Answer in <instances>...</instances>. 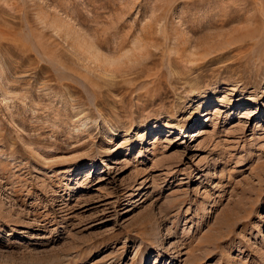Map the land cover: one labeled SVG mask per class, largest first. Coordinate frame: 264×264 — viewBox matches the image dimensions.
I'll return each mask as SVG.
<instances>
[{"label":"rangeland","instance_id":"374dc122","mask_svg":"<svg viewBox=\"0 0 264 264\" xmlns=\"http://www.w3.org/2000/svg\"><path fill=\"white\" fill-rule=\"evenodd\" d=\"M0 264H264V0H0Z\"/></svg>","mask_w":264,"mask_h":264}]
</instances>
